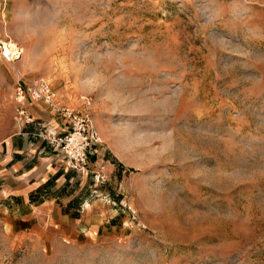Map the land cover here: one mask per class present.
Masks as SVG:
<instances>
[{
    "label": "rangeland",
    "instance_id": "obj_1",
    "mask_svg": "<svg viewBox=\"0 0 264 264\" xmlns=\"http://www.w3.org/2000/svg\"><path fill=\"white\" fill-rule=\"evenodd\" d=\"M40 78L100 141L0 191V264H264V0H0V138Z\"/></svg>",
    "mask_w": 264,
    "mask_h": 264
},
{
    "label": "crops",
    "instance_id": "obj_2",
    "mask_svg": "<svg viewBox=\"0 0 264 264\" xmlns=\"http://www.w3.org/2000/svg\"><path fill=\"white\" fill-rule=\"evenodd\" d=\"M23 107L31 122L18 121L17 131L0 138V191L6 193L4 198L9 195L36 204L47 197V179L62 184L76 174L63 168L57 153L41 137L42 131L52 127L59 130L62 120L40 101L26 100Z\"/></svg>",
    "mask_w": 264,
    "mask_h": 264
},
{
    "label": "built area",
    "instance_id": "obj_3",
    "mask_svg": "<svg viewBox=\"0 0 264 264\" xmlns=\"http://www.w3.org/2000/svg\"><path fill=\"white\" fill-rule=\"evenodd\" d=\"M21 54L22 51L19 48L7 49L4 47L2 51V56L7 61L19 58ZM14 94L17 102L16 117L19 122H31L23 107L26 100L44 103L62 120L59 130L52 127L46 130L42 137L57 153L65 167L77 174L87 175L88 155L93 146L100 141L89 115L60 104L51 85L41 78L30 82L17 81ZM95 178L98 179V175H95Z\"/></svg>",
    "mask_w": 264,
    "mask_h": 264
},
{
    "label": "bare ground",
    "instance_id": "obj_4",
    "mask_svg": "<svg viewBox=\"0 0 264 264\" xmlns=\"http://www.w3.org/2000/svg\"><path fill=\"white\" fill-rule=\"evenodd\" d=\"M6 48L7 49H16V48H19L21 49L17 44H15L14 42H10L6 45ZM21 51L23 52V49H21Z\"/></svg>",
    "mask_w": 264,
    "mask_h": 264
}]
</instances>
